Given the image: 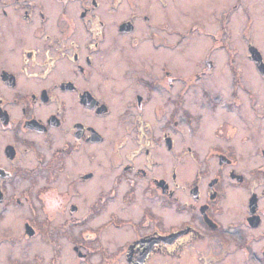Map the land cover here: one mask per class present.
Masks as SVG:
<instances>
[{
	"label": "flooded vegetation",
	"instance_id": "1",
	"mask_svg": "<svg viewBox=\"0 0 264 264\" xmlns=\"http://www.w3.org/2000/svg\"><path fill=\"white\" fill-rule=\"evenodd\" d=\"M259 118L264 0H0V264H264Z\"/></svg>",
	"mask_w": 264,
	"mask_h": 264
},
{
	"label": "rangeland",
	"instance_id": "2",
	"mask_svg": "<svg viewBox=\"0 0 264 264\" xmlns=\"http://www.w3.org/2000/svg\"><path fill=\"white\" fill-rule=\"evenodd\" d=\"M218 6H220L221 9L223 8V6H221V4H218ZM214 24L212 26H210V29L211 30H216V28H221L222 29V26H220V25L216 26ZM188 26H190V24ZM179 27L180 26L177 25V28H179ZM197 35H199V34L197 33ZM226 37H225V41H224L225 43H227V38ZM219 42H221V40ZM186 43H187V46H186L187 51H189L188 52V55H191V56H188L190 58V60L187 63V65H188V71H192V70L195 69L196 64H197L196 63V60L198 58L197 57V54H200L201 52L203 53V51H206L208 48H211L212 45H213L212 46L213 48H216L215 47V40L212 39V38H210V39H208L207 37L205 38V35H204L203 38L202 37L200 38V36L199 37H196V38L193 37L192 39H189ZM222 46H224V45L222 44ZM222 46H220V48H223ZM240 47H242V46L240 45ZM219 61H220L219 70L216 71L215 74H214V77L213 78H215V80L213 78H212V80L213 81H217V83H219L220 86H223V88L226 87L225 89L227 90V87H229L230 82H231L230 73H229V70L226 67L224 61L223 60H219ZM255 85H257V88H258V82ZM253 109H254V107L252 106L250 110L253 112V115H255V113H260L262 111V107L259 106V105L256 108L257 110L254 109L255 110L254 111ZM255 123L256 124H259V127H261L263 129V127H264V118L257 119L254 122V125H255ZM244 128H245V126H243L241 129H244ZM46 213L41 214V216L44 217L46 215ZM28 214L29 213L26 212V215L25 214H23V215L22 214H19V215L13 214V215H9L7 217H4L2 219V221L0 222V226L5 225V227H6L7 225H9V227L10 226L13 227L12 228L13 229L12 231H20L21 228H22L23 221H24L25 217ZM68 215H69L68 212H59V213L55 214V216L53 217L54 223L62 222L63 220H65V218ZM41 219H43V218H41ZM43 220H45V219H43ZM44 245L46 246L47 244L45 243ZM65 245L66 244H64V247H65ZM20 246H22V245H20ZM48 247H51V246H48ZM24 248H26L28 252L34 253L35 250L37 249V239L34 240V241H32V242H30L29 243V247L24 246ZM26 255H23V257H25ZM32 256L33 255H30V259H32L31 258ZM2 262L4 264H6V262L4 260ZM63 264H67V263H63Z\"/></svg>",
	"mask_w": 264,
	"mask_h": 264
}]
</instances>
